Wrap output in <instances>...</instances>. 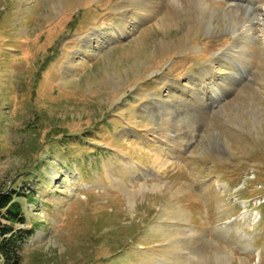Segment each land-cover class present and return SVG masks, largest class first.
Returning <instances> with one entry per match:
<instances>
[{"label": "rangeland", "instance_id": "rangeland-1", "mask_svg": "<svg viewBox=\"0 0 264 264\" xmlns=\"http://www.w3.org/2000/svg\"><path fill=\"white\" fill-rule=\"evenodd\" d=\"M178 1L0 0L21 264H264V0Z\"/></svg>", "mask_w": 264, "mask_h": 264}, {"label": "trees", "instance_id": "trees-1", "mask_svg": "<svg viewBox=\"0 0 264 264\" xmlns=\"http://www.w3.org/2000/svg\"><path fill=\"white\" fill-rule=\"evenodd\" d=\"M30 192L0 191V259L5 264H21L23 243L35 230L25 227L27 213L20 199Z\"/></svg>", "mask_w": 264, "mask_h": 264}, {"label": "bare ground", "instance_id": "bare-ground-1", "mask_svg": "<svg viewBox=\"0 0 264 264\" xmlns=\"http://www.w3.org/2000/svg\"><path fill=\"white\" fill-rule=\"evenodd\" d=\"M147 1H149V4L147 5L146 4V0H142V3H145L146 4V6H158L159 4H156V2H150V0H147ZM201 1H203V0H201ZM174 3V4H173ZM173 3L171 4V5H169V4H167L166 5V7H167V13H169V15L170 14H172L173 13V11L174 10H176V8H178L179 6L178 5H180V3H179V1L178 0H173ZM200 4V3H199ZM198 4V5H199ZM201 5V4H200ZM222 15V14H221ZM252 18V17H251ZM259 20L260 21H262L263 23H264V15L263 16H260L259 17ZM251 22L250 23H248V24H243V27H246L248 30H249V28H251L250 26H251V24H252V20H250ZM264 25V24H263ZM264 35V34H263ZM214 92V94H216V95H218V93H219V91H213ZM221 93V92H220ZM112 173V172H111ZM110 179H112L117 185L119 184V177L118 176H116L115 175V173H112V177L110 176ZM127 195H128V197H129V200L131 201V202H133L134 201V198L136 197V191H131V190H128L127 191Z\"/></svg>", "mask_w": 264, "mask_h": 264}]
</instances>
